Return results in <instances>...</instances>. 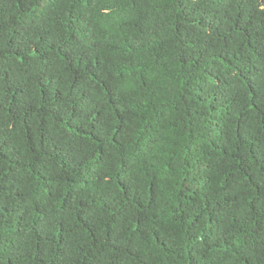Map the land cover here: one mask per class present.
Masks as SVG:
<instances>
[{
  "label": "trees",
  "instance_id": "trees-1",
  "mask_svg": "<svg viewBox=\"0 0 264 264\" xmlns=\"http://www.w3.org/2000/svg\"><path fill=\"white\" fill-rule=\"evenodd\" d=\"M0 264H264V0H0Z\"/></svg>",
  "mask_w": 264,
  "mask_h": 264
}]
</instances>
